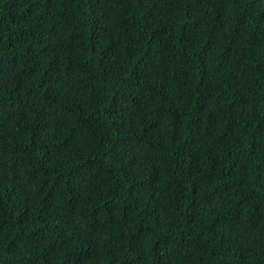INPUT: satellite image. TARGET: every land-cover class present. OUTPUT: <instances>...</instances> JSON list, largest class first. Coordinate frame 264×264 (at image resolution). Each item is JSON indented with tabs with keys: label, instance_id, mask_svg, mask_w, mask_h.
<instances>
[{
	"label": "trees",
	"instance_id": "obj_1",
	"mask_svg": "<svg viewBox=\"0 0 264 264\" xmlns=\"http://www.w3.org/2000/svg\"><path fill=\"white\" fill-rule=\"evenodd\" d=\"M0 264H264V0H0Z\"/></svg>",
	"mask_w": 264,
	"mask_h": 264
}]
</instances>
